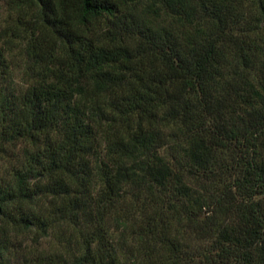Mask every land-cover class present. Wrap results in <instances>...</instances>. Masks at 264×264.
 <instances>
[{
	"label": "trees",
	"instance_id": "obj_1",
	"mask_svg": "<svg viewBox=\"0 0 264 264\" xmlns=\"http://www.w3.org/2000/svg\"><path fill=\"white\" fill-rule=\"evenodd\" d=\"M9 5L0 264H264V0Z\"/></svg>",
	"mask_w": 264,
	"mask_h": 264
},
{
	"label": "rangeland",
	"instance_id": "obj_2",
	"mask_svg": "<svg viewBox=\"0 0 264 264\" xmlns=\"http://www.w3.org/2000/svg\"><path fill=\"white\" fill-rule=\"evenodd\" d=\"M12 9L9 5V0L0 1V18L11 19Z\"/></svg>",
	"mask_w": 264,
	"mask_h": 264
}]
</instances>
